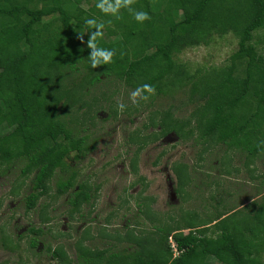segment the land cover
<instances>
[{"label":"trees","instance_id":"trees-1","mask_svg":"<svg viewBox=\"0 0 264 264\" xmlns=\"http://www.w3.org/2000/svg\"><path fill=\"white\" fill-rule=\"evenodd\" d=\"M86 1L91 5L84 8ZM97 2L0 0V127L10 129L0 132V167L4 172L19 163L21 177L33 174L24 196L27 210L50 196L55 178L56 197L71 190L68 216L83 215L82 207L99 186L79 180V170L68 158H82L94 149L97 140L85 125H94L99 99L90 100L88 94L111 78L132 91L149 84L154 92H145L147 97L187 87L190 101L198 104L186 119L173 118L171 109L161 111L159 122L151 116L144 130L158 125V131L136 128L127 138L137 141V150L173 131L202 140L205 149L225 145L250 162L264 154V0H129L128 7L149 14L143 22L123 6L106 14ZM86 19L103 23L96 46L114 53L111 62L95 68L87 47L95 29L88 28ZM228 33L236 36L237 48L225 66L193 71L175 60L185 48L208 45L215 35ZM107 98L116 118L121 109L112 96ZM146 100L138 97L123 110H136ZM131 167L136 173L135 163ZM172 169L181 192L190 181L188 167L175 162ZM143 186L136 198L143 200L140 213L152 222V230H137L130 223L121 231L102 228L115 243L92 246L86 243L92 238L87 227L75 241V258L63 243L47 246L55 264H264V196L229 214L223 208L204 218L189 211L163 223L151 215ZM47 208L38 211L41 222L50 219ZM28 231L45 232L35 225ZM2 240L9 248L8 238ZM28 243L35 247L37 238Z\"/></svg>","mask_w":264,"mask_h":264},{"label":"rangeland","instance_id":"rangeland-1","mask_svg":"<svg viewBox=\"0 0 264 264\" xmlns=\"http://www.w3.org/2000/svg\"><path fill=\"white\" fill-rule=\"evenodd\" d=\"M88 5L91 3H82L84 8ZM260 46L264 48V43ZM236 48L237 38L232 33L215 35L210 44L185 48L175 60L193 71L219 68L227 64ZM130 92L131 89L111 78L92 88L88 94L90 100L92 97L99 99L94 107L97 109L94 125H85L91 139L97 141L94 149L84 157L68 158V162L79 170V180H88L94 188L99 186L90 202L82 207L81 217L80 213H75L73 218L68 216L71 206L66 200L71 190L56 197L55 178L51 181L50 196L41 198L34 209L27 210L24 196L30 190L33 174L21 177L19 163L4 172L1 171L4 165L0 167V264H55L46 250L48 245L55 248L60 243L65 244L71 257L75 258V241L87 227L92 238L86 239V243L92 246L115 243L114 239L105 237L102 228L110 232L121 231L130 223L137 230H152V222L145 220V215L140 213L145 206L141 203L143 200L136 198L144 184L142 194L149 198L151 215L163 223L169 222L172 216L180 219L189 211H196L204 218L223 208L229 214L231 209L264 196V154L250 162L244 153L225 145L205 149L202 140L181 138L173 131L137 150V141L129 142L127 138L136 128L144 130L143 124L149 123L151 116L159 122L161 111L171 109L173 118L186 119L198 104L190 101L187 87H172L148 96L136 110H119L116 118L111 117L107 97L112 96L117 105H131ZM159 129L158 125L156 128L149 126L144 131ZM8 130L5 125L0 127L1 133ZM131 162L137 167L136 173ZM175 162L185 164L190 176L181 192L176 190L177 177L172 169ZM132 182L133 186L130 185ZM45 204H48L46 212L50 219L41 222L38 211ZM111 212L115 214L108 221ZM33 225L42 227L45 232L41 235L29 232L28 228ZM33 236L37 238V245L32 248L28 241ZM2 237L8 238L6 241L11 248L6 247Z\"/></svg>","mask_w":264,"mask_h":264},{"label":"clouds","instance_id":"clouds-1","mask_svg":"<svg viewBox=\"0 0 264 264\" xmlns=\"http://www.w3.org/2000/svg\"><path fill=\"white\" fill-rule=\"evenodd\" d=\"M126 7L132 13L133 18L138 22H143L149 18V14L145 11H135L129 6V0H115V3H110L108 0H98L96 7L104 13L116 14L120 7ZM84 23L89 29H95L90 33V37L87 41V47L91 49L88 60L91 67L95 68L98 65L107 64L111 62L114 55L112 50L99 48L96 46L97 38L103 35L102 29L104 28L103 23L97 22L95 19H86ZM82 39V37H81ZM143 90V91H142ZM152 93L154 89L149 84H143L142 86L136 88L134 91L129 93V98L133 104L137 103V97L141 100H146L148 97L144 93ZM117 107L121 110L125 108L123 103H118Z\"/></svg>","mask_w":264,"mask_h":264},{"label":"built area","instance_id":"built-area-1","mask_svg":"<svg viewBox=\"0 0 264 264\" xmlns=\"http://www.w3.org/2000/svg\"><path fill=\"white\" fill-rule=\"evenodd\" d=\"M171 243H172L174 250L176 251L175 243L173 242V240H171Z\"/></svg>","mask_w":264,"mask_h":264}]
</instances>
